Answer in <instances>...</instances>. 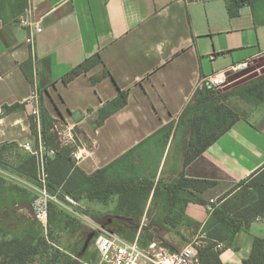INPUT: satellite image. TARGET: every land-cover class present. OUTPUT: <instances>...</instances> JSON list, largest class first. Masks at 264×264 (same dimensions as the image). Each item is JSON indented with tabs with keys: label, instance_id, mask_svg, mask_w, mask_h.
I'll return each instance as SVG.
<instances>
[{
	"label": "crops",
	"instance_id": "1",
	"mask_svg": "<svg viewBox=\"0 0 264 264\" xmlns=\"http://www.w3.org/2000/svg\"><path fill=\"white\" fill-rule=\"evenodd\" d=\"M226 1L33 0L34 19L43 29L35 36V56L28 30L19 24L22 14L16 0L1 5L0 146H37L32 113L42 100L56 120L54 131L62 136V146L73 149L77 167L88 175L123 160L117 166L120 170L133 164L135 177L155 185H170L182 174L215 182L197 193L207 205L190 203L180 222L187 221L204 237L202 230L212 213L207 206L212 202L219 206V199L264 170V104L233 93L226 95L225 104L241 120L185 166L190 128L180 119L196 92L212 74L245 61L252 66L264 58V0H253L234 18ZM96 55L101 63L67 84L63 81ZM254 73L259 74L240 86L261 77L264 66ZM28 76H33V83ZM34 91L38 98H32ZM121 92L128 93L126 106L97 127L99 111ZM13 106L18 108L9 111ZM172 124L168 136L166 128ZM60 126L65 127L64 134ZM132 150L134 158L128 157ZM111 200L115 214L108 225L125 219L116 215L119 197ZM152 203L153 194L136 231L125 222L111 226L112 231L124 239L134 232L139 244L145 243L142 234L155 235L148 245L159 242L177 250L169 235L176 234L180 223L156 222L167 213L154 211ZM262 223L264 219H257L234 241L223 244V264H244L255 238L264 239Z\"/></svg>",
	"mask_w": 264,
	"mask_h": 264
},
{
	"label": "trees",
	"instance_id": "2",
	"mask_svg": "<svg viewBox=\"0 0 264 264\" xmlns=\"http://www.w3.org/2000/svg\"><path fill=\"white\" fill-rule=\"evenodd\" d=\"M9 1L12 0H1L0 6ZM252 2L253 0H227L229 16L237 17L240 9L246 5H251ZM15 3L17 11L21 15L27 7V0H16ZM98 63H101V59L96 55L71 71L63 81L66 84L69 83ZM28 78L32 83L34 82L33 76H28ZM232 93L248 99L255 105L264 104V74L240 86ZM224 99L225 95H221L216 88L206 83L201 90L196 92L192 102L185 109L180 119L187 121L190 128V139L185 147V166L201 156L241 120L240 114L228 107ZM127 101L128 93L121 92L116 100L99 111L96 126H101L112 113L124 108ZM17 108L18 106H13L9 108V111ZM40 119V133L38 124L32 120V132L36 141L39 142L41 134L45 144L56 151L55 156L48 161L50 175L48 189L50 194L57 195L60 200H63L67 195L80 202L99 201L102 203L118 196L119 204L116 215H122L125 219L112 220L110 225L107 224L109 227L106 225L109 229L111 226L120 227L125 222L133 231H136L152 194V204L162 200L164 211L167 213L164 219H158L156 222L169 223L174 226L183 220V215L190 203L206 206V202L198 198L197 193H203L216 185L212 181L188 179L184 174L170 185H155L152 180L135 177L132 174L133 164L126 168L121 167L122 170H120L117 166L123 160L116 161L106 168L88 175L77 167L73 157V149L70 146H62L58 134L54 132L56 120L49 114L42 100H40ZM173 126L172 124L166 128L168 136H170ZM10 147L19 146L15 144L2 145L0 146V154L5 148ZM135 154L136 150H132L128 157L134 158ZM37 170V158L27 154L22 158L14 172L34 183L37 181ZM5 185V182L0 180V212L5 211V215L9 217L7 205L12 203L15 206H20L32 201V198L27 189ZM218 202L219 206H214V210L202 230L205 243L199 249L202 264H223L220 257L221 250L217 249V244L234 241L242 230L249 229L257 219H264V170L256 174L250 181L238 184ZM53 209L62 210L58 205L50 203L49 211L52 212ZM175 209L178 210L177 218H169ZM111 230H113L112 227ZM20 231L13 240L0 243V252L4 253L12 263L28 264L37 251V246H34V243L40 241L41 235L31 228L20 229ZM124 237L134 241L135 233L132 232ZM141 237L145 243L140 245L147 247L150 240L156 236L142 234ZM244 264H264L263 238H255L252 253L244 261Z\"/></svg>",
	"mask_w": 264,
	"mask_h": 264
},
{
	"label": "rangeland",
	"instance_id": "3",
	"mask_svg": "<svg viewBox=\"0 0 264 264\" xmlns=\"http://www.w3.org/2000/svg\"><path fill=\"white\" fill-rule=\"evenodd\" d=\"M261 66H264V58L250 66L246 71L230 72L227 75L224 85L217 89V91L221 95H225L226 99V95L232 93L240 84L259 74L254 72H257V68ZM225 99L224 102L226 103L227 100ZM181 124L186 127L187 130L189 129L187 121H182ZM64 128V126H60V131L62 132ZM54 132L58 134L62 144V136L57 130ZM62 134L64 133L62 132ZM27 154L30 153L21 146L5 148L2 154H0V164H2L0 165V180L5 182L6 185L27 189L30 191L32 198V201L26 202L20 206H15L12 203L7 205V211L10 213L9 217L5 215V211L0 212V243L13 240L14 237L21 232L20 229L31 228L40 233L41 239L39 242L34 243V246H37V251L28 264L97 263L99 255L94 245L95 235L93 236V232L82 219L76 217L67 210L62 209L59 211L53 209L52 212H48V223L47 226L44 227L35 216L34 202L37 197L35 192L26 186L25 183L37 184V181L33 183L14 172L19 166L22 158ZM81 204L86 209L85 214L103 226H106L111 218H113V214H115V212L112 211V200L106 203L83 201ZM21 210L24 212H21ZM153 210L166 213L162 201L154 202ZM170 216L172 219L177 218L178 213ZM262 225H264V223L260 226ZM175 232L176 234L172 236L169 235L174 249L180 250L195 242L204 243L203 237L199 234V230L194 228L187 221L180 223ZM0 264L16 263H12L4 253L0 252Z\"/></svg>",
	"mask_w": 264,
	"mask_h": 264
},
{
	"label": "built area",
	"instance_id": "4",
	"mask_svg": "<svg viewBox=\"0 0 264 264\" xmlns=\"http://www.w3.org/2000/svg\"><path fill=\"white\" fill-rule=\"evenodd\" d=\"M35 6L33 0H27V7L19 18V24L28 30V42L31 44L33 55L35 56V36L42 33L43 29L34 19ZM251 63L249 61L242 62L232 66L230 70L221 71L212 74L207 78L208 84L219 89L224 85L229 72H243L249 69ZM32 98H38V92L34 91ZM34 121L40 122V106H36L33 110ZM39 128V133H40ZM31 155L37 158V184L26 182V186L31 188L36 195L34 202L35 216L43 224L44 227L48 223V212L50 203H55L61 209L67 210L76 217L82 219L89 229L95 235V248L99 255L97 263L87 264H202L200 260L199 249L203 247L202 242H195L183 247L180 250H170L159 242H152L146 248L142 247L137 241L131 242L118 235L107 226L95 222L86 213L85 207L80 201L74 200L70 196H65L60 200L57 195L49 192V172L48 161L55 156L56 151L49 148L43 141L41 134L37 146L24 144L21 146ZM24 182V181H23ZM217 202H212L207 206L209 212L214 210ZM222 243L217 244V249H223Z\"/></svg>",
	"mask_w": 264,
	"mask_h": 264
},
{
	"label": "water",
	"instance_id": "5",
	"mask_svg": "<svg viewBox=\"0 0 264 264\" xmlns=\"http://www.w3.org/2000/svg\"><path fill=\"white\" fill-rule=\"evenodd\" d=\"M93 236H94V233H93Z\"/></svg>",
	"mask_w": 264,
	"mask_h": 264
}]
</instances>
